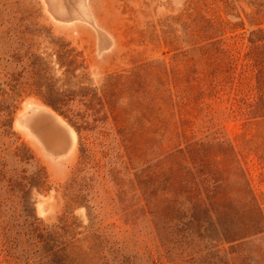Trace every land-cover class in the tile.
Here are the masks:
<instances>
[{"label": "rangeland", "instance_id": "obj_1", "mask_svg": "<svg viewBox=\"0 0 264 264\" xmlns=\"http://www.w3.org/2000/svg\"><path fill=\"white\" fill-rule=\"evenodd\" d=\"M259 81L264 0H0V264H264Z\"/></svg>", "mask_w": 264, "mask_h": 264}, {"label": "trees", "instance_id": "obj_2", "mask_svg": "<svg viewBox=\"0 0 264 264\" xmlns=\"http://www.w3.org/2000/svg\"><path fill=\"white\" fill-rule=\"evenodd\" d=\"M259 91L260 92H264V82L259 81ZM245 169V168H244ZM246 174V177L248 179V185L245 189L246 191V198H239L240 195L238 196V199H240L241 201H244V207H246L248 210H260V215L256 216L254 220H250L248 223L245 222H241V220L243 219V216L239 213H236V211H238V208L233 204L235 201L232 200V198H228V194H226V192H222L224 189H222V187L224 186L222 184V182H220V180H215V175L213 174V178H211V180H213V184L209 185L210 189L209 191H204V195L206 196L205 201L207 202V204H201L202 200H198V198H195V200H197L196 202H199L200 204L196 205V210H195V214L190 217L192 220L197 221L196 216L198 214V211H200L201 208H203V206L201 205H206L205 208H203L204 210V215L207 217L209 216L210 212L212 211V214H217L218 215V219L220 217V215L228 213V212H234L235 215L232 218V221H238L241 222L239 226L235 227V228H225L224 230V236L227 241H230L231 239L235 238V237H243L245 236L242 240H244L245 242H252V240L254 239H259L260 236H264V209L262 208L264 206V201L262 200L261 196L263 195L258 194V189H253V180L251 179V174L249 169H245L244 170ZM201 176L198 178L201 182V185L206 186V184H208L207 182H211L210 180V176L209 174L206 173H201ZM173 180H175L173 178ZM252 185V187H251ZM204 197V196H203ZM214 207L219 208L221 211H219L218 209H214ZM210 211V212H209ZM262 213V214H261ZM220 220V219H219ZM218 220V221H219ZM222 222V221H221ZM219 222V223H221ZM232 226V225H231ZM264 240V239H262ZM240 241V238H236L233 241L230 242H238ZM65 247V248H64ZM63 248V253H67V243L65 244H61V249ZM244 256H247V261L245 262H241V264H248V256H250V253H245L243 254ZM253 264H257V263H253Z\"/></svg>", "mask_w": 264, "mask_h": 264}]
</instances>
